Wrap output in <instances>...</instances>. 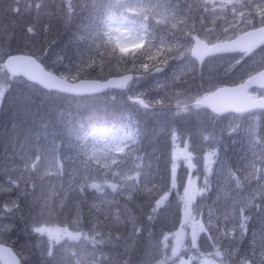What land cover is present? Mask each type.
<instances>
[{"label":"clouds","instance_id":"clouds-1","mask_svg":"<svg viewBox=\"0 0 264 264\" xmlns=\"http://www.w3.org/2000/svg\"><path fill=\"white\" fill-rule=\"evenodd\" d=\"M11 12L23 20L0 26V104L14 89L108 102L119 95L170 123L167 147L137 143L118 152L97 151L94 129L45 125L43 139L23 122L0 130V249L13 264H33V255L40 264H264V167L250 159L233 168L223 160L213 169L209 159L219 140L210 129L226 125L231 133L245 120L254 129L260 117L200 103L239 89L264 110V41L235 43L264 32V0H188L179 7L175 0H25L23 12ZM198 42L207 55L193 54ZM18 62L72 87H48L14 71ZM86 82L95 89L72 90ZM177 121L194 123L200 141L185 144L183 162L172 143ZM248 143L253 156L259 146L264 163V138L252 134ZM182 163L202 170L203 182L181 184ZM16 221L24 240L10 235Z\"/></svg>","mask_w":264,"mask_h":264},{"label":"trees","instance_id":"trees-1","mask_svg":"<svg viewBox=\"0 0 264 264\" xmlns=\"http://www.w3.org/2000/svg\"><path fill=\"white\" fill-rule=\"evenodd\" d=\"M179 2H183L184 5L187 0H179ZM13 6L23 12L25 0H19V2L17 0H0V26L5 23L11 24L13 21L19 23L23 20L22 15H16L11 12ZM52 38L54 36H50V39ZM62 43L63 38L53 45L52 52L49 55L51 56L53 52L59 49ZM42 48L43 45H41ZM25 97L27 98L25 99ZM120 103V99L114 104L108 102L105 98L71 97L43 92L30 93L27 90L14 89L12 92L6 93L2 104H0V130L6 131L14 123L21 124V122H23V127H30L37 135L47 131L44 127L45 125L48 128L55 126L60 131L103 129L114 133V137L118 140L120 139L119 142L124 147H132L137 143L147 144L148 142L167 147L169 143L167 133L170 132L169 122L163 121L157 114L147 109L130 112ZM25 111L27 115L24 114ZM258 115L260 119L256 122V127L254 128L255 135L264 138V112H260ZM176 123L180 128V136L182 137L195 132V124L192 122L181 123L177 121ZM218 129L220 128L216 130ZM219 132L221 133L222 131ZM127 133H130L128 141L124 139L123 135ZM234 136L240 140V144L234 139L231 140L227 135L225 136L228 150L224 152L226 154L224 160H227L232 167L234 163H239V160H246L248 152L245 150L246 142L244 141L243 133L242 135L235 134ZM41 139H43L42 135ZM239 148L244 150L241 154L237 153ZM236 153L240 155L237 158L239 160L234 157ZM199 165L197 164V166ZM186 171L182 166L179 169L178 175L181 184L186 179ZM10 235L18 241L24 240L22 225L18 221L15 222V227ZM33 264H40L39 257L36 255H33Z\"/></svg>","mask_w":264,"mask_h":264},{"label":"rangeland","instance_id":"rangeland-1","mask_svg":"<svg viewBox=\"0 0 264 264\" xmlns=\"http://www.w3.org/2000/svg\"><path fill=\"white\" fill-rule=\"evenodd\" d=\"M176 3H179V4H176ZM175 4L177 5V7H179V6L182 5L179 2V0H175ZM258 60H261V62H264V59H262V58H259L258 57ZM226 83H231V81H226ZM117 97H119V95ZM221 127L223 129L221 133L214 131V129L220 128L219 125H217L214 129H211L212 131H214V133L217 136L218 135L221 136V137L218 136L219 137V140H218V155H211L209 157V159L212 161V167H213V169H216V168L219 167V163L225 159L226 154H224V152H226V150H228V145H227V143L225 141L224 133L231 140L234 139L239 144H240V140L237 139L234 135L235 134L242 135V133H243L244 138H245V140H244L246 142V148H245V150L248 151L247 152V159L244 160V161H242V159L241 160L237 159V158L240 157V155H238V154H241L244 151L242 148H239L238 151H237L238 154L237 153L234 154V157L237 160H239L240 162L237 163V164L234 163L233 168H236V166L238 167V166L243 165L244 163H246L250 159L251 160H255V162H256V164L258 166L264 167V163H262V160H261V154H260L259 146H257V150H256L257 154H256V156H253L252 153L249 151V143H248V140H249L250 135L255 134V130L253 128H251V127H248V121L247 120H245L244 124L241 125V127L237 131H234V132H231V133L228 132V129H227V126L226 125H222ZM245 127H248V131L247 132L244 130ZM255 127H256V125H255ZM190 134H189V137H190ZM123 135H124V139L126 141H128L129 140V137H130V133L123 134ZM180 137L179 136L174 137L177 140L176 143H173L174 144V149H175L174 150V156H175V158L178 161H182L183 162L189 156V153L185 150V144L189 142V141H185V140L187 138H189V137H185V138L182 137V136H180ZM196 139H197V141H196ZM117 140L118 139L115 138L114 135L111 132H107V131H105L103 129H99V130L98 129H95L94 130L93 137H92L90 143L92 145H95L96 146V150L97 151H103L104 149H112L114 152H118L120 150V148L121 147H124V146L120 142L118 143ZM194 140H195V142H193V147L197 146L200 143L198 136L195 137ZM113 146H115V147H113ZM245 158H246V156H245ZM196 162H198L197 164L199 165V163H200L199 160H195L194 161L195 165H197ZM116 163L119 164L120 162L117 160ZM135 163H140V162L139 161H135V162L126 161V164L128 166H135ZM121 166L123 167V165H121ZM181 166L187 170L186 171V179H191L193 181L203 182V173H202V170H198L195 167L193 169L189 170L186 167V165H184L183 163L181 164ZM190 173H191V175H190ZM212 179H213V182H215V174L213 175V178ZM190 196H191V190H188L186 192V197H190ZM109 206L111 208V205H109ZM51 235H52L53 238H60L61 235H62V233L59 230L53 229V230H51ZM178 243H182V240H178ZM201 243H202V246H205V247L207 246L206 245V241H202Z\"/></svg>","mask_w":264,"mask_h":264},{"label":"water","instance_id":"water-1","mask_svg":"<svg viewBox=\"0 0 264 264\" xmlns=\"http://www.w3.org/2000/svg\"><path fill=\"white\" fill-rule=\"evenodd\" d=\"M261 41H264V32L245 34L241 36L235 43L241 48H252ZM208 52L209 49L207 46L201 42H198L193 48V54L197 56L207 55ZM12 68L14 71H20L29 75H33L43 80V82L51 88L72 87L65 85L61 81L48 79L29 62L14 63ZM260 83H264V81H260ZM95 87L96 85L86 82L75 86L72 88V90L76 93H88L93 91ZM200 103L220 112H244L256 109L254 108L255 101L253 98L243 90L239 89H221L210 96L203 97ZM13 260L14 257L11 255V253L7 252V250L0 249V264H13Z\"/></svg>","mask_w":264,"mask_h":264},{"label":"flooded vegetation","instance_id":"flooded-vegetation-1","mask_svg":"<svg viewBox=\"0 0 264 264\" xmlns=\"http://www.w3.org/2000/svg\"><path fill=\"white\" fill-rule=\"evenodd\" d=\"M188 2V1H187ZM183 5V2L181 3ZM148 83H151L150 81ZM147 85L146 84H142L141 87H146ZM120 99L121 100V103L120 104H123L127 110H129L130 112H137V111H140L141 108L134 102H131V101H128L126 99H123L121 96L117 97V99L115 101H113L112 103L116 104L117 103V100ZM152 113H155L153 111H151ZM256 114H259L260 112H264V111H260V110H255V111H252ZM156 114V113H155ZM220 126V129L216 130L214 129L215 132H219V131H222V125H219ZM194 129H195V132H196V126L194 125ZM211 130V129H210ZM192 133L190 134V137H189V134H187L185 137H189L187 138L185 141H191L192 142V145H193V142H195V137H197L198 135L196 133ZM168 134V137H169V132L167 133ZM180 137V135H178ZM219 137H221L220 135H218ZM224 136H226V134L224 133ZM184 137V138H185ZM181 138V137H180ZM176 139L173 137L172 138V143H176ZM197 141V139H196Z\"/></svg>","mask_w":264,"mask_h":264}]
</instances>
